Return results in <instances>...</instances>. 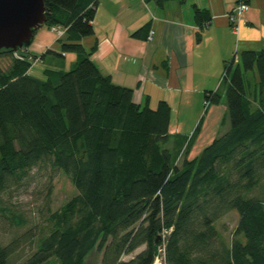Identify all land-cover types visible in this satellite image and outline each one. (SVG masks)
<instances>
[{"label":"trees","instance_id":"trees-1","mask_svg":"<svg viewBox=\"0 0 264 264\" xmlns=\"http://www.w3.org/2000/svg\"><path fill=\"white\" fill-rule=\"evenodd\" d=\"M97 2L43 0L44 25L62 27L61 51L79 56L68 70L47 67L35 77L26 52L0 51L11 59L0 66V230L25 224L13 197L42 169L66 174L77 190L52 210L49 173L38 192L43 223L0 241V264L51 256L86 264L93 250L100 264H152L160 248L165 264H264V49L242 51L243 70L235 59L225 65L230 127L189 157L199 124L188 138L171 133L166 102H134L131 88L93 63L97 44L86 49L81 40L94 34ZM193 7L202 27L206 11ZM253 66L258 81L247 91L243 71ZM204 93L207 103L220 101L218 92ZM233 210L237 223L226 238L216 222Z\"/></svg>","mask_w":264,"mask_h":264},{"label":"crops","instance_id":"crops-1","mask_svg":"<svg viewBox=\"0 0 264 264\" xmlns=\"http://www.w3.org/2000/svg\"><path fill=\"white\" fill-rule=\"evenodd\" d=\"M97 1L91 21L94 34L81 40L86 49L97 44L91 54L93 63L115 84L131 88L134 102L151 108L161 100L166 102L170 132L171 125H191L189 133L175 130L188 138L199 124L189 152V157L196 156L221 134L227 120L225 65L235 59L241 68L242 51L264 49V0H247L250 6L240 15L238 34L227 17L236 0H171L162 6L154 0ZM193 5L206 11L202 27L193 18ZM142 28V37L133 35ZM25 52L35 58L30 74L36 64L46 62L45 69L68 70L79 58L74 52L61 51L48 25L35 30ZM249 72L257 70L253 66ZM247 74L243 71L245 85ZM209 90L221 94L218 104L203 103L204 92Z\"/></svg>","mask_w":264,"mask_h":264},{"label":"rangeland","instance_id":"rangeland-1","mask_svg":"<svg viewBox=\"0 0 264 264\" xmlns=\"http://www.w3.org/2000/svg\"><path fill=\"white\" fill-rule=\"evenodd\" d=\"M51 29V28H50ZM53 31V30H51ZM54 32V31H53ZM56 35V33L54 32ZM58 35H56V39H58ZM19 53H24L25 49H19ZM31 59V62L35 60L33 58L32 54H28ZM58 60V57L55 58ZM60 59V58H59ZM10 57L8 55L0 56V66L1 69L4 70L9 66ZM46 63H38L36 66H34L32 70V74L40 76V72L46 68ZM246 86L247 91L248 89H252L255 83H257V72L253 74V72H248L246 76ZM249 83V88L248 84ZM201 110L204 111V108L201 106ZM230 127L229 120L227 118L226 122L223 123V126H221V133L228 129ZM171 128L173 132L175 133L176 129L181 128L182 131H185L186 133H189V128H191V125H179V126H173L171 125ZM53 175L52 185L53 191L51 193V203L50 207L52 210L60 208L67 200L72 198L74 194L77 192L75 186L71 184L68 176L62 172H60L57 169L49 170V169H42L36 174V180L32 182L29 187H27L24 190H21V192L15 193L13 197L14 204L16 208L19 210V212L23 215V217L26 219V222L21 227H12L8 231L0 230V241L3 243L8 242V240L13 235H18L23 233V231L26 230V228L33 225V223H43V214L45 212V207H43V195L45 193V184L47 180L48 174ZM39 190L42 191L43 195L42 197H39L38 192ZM42 211V212H41ZM237 217L238 213L237 211H230L226 214L225 217L220 218L216 222V227L223 231L225 234V237L228 238L232 228L237 223ZM225 230V231H224ZM141 248L131 252L130 254H124L122 255V258L124 260H129L135 253L140 251ZM25 251H28V248L25 247ZM59 260L55 256H51L48 259L45 260V262L41 264H58ZM101 262V252L97 250L91 251L88 256L86 257V264H100Z\"/></svg>","mask_w":264,"mask_h":264},{"label":"water","instance_id":"water-1","mask_svg":"<svg viewBox=\"0 0 264 264\" xmlns=\"http://www.w3.org/2000/svg\"><path fill=\"white\" fill-rule=\"evenodd\" d=\"M45 11L43 0H0V51L27 48L45 24Z\"/></svg>","mask_w":264,"mask_h":264},{"label":"built area","instance_id":"built-area-1","mask_svg":"<svg viewBox=\"0 0 264 264\" xmlns=\"http://www.w3.org/2000/svg\"><path fill=\"white\" fill-rule=\"evenodd\" d=\"M234 5L235 6L232 8V10L227 13V17L229 26L232 28L235 34H238L241 19L240 15L242 12L248 11L250 5H248L247 0H236ZM51 30H53L59 38L63 37L64 29L62 27L58 25L52 26ZM151 34L152 32L148 35V39H151ZM203 103H205V105L209 104L206 101H204ZM159 250L161 253L157 255L152 264H165L164 255L162 254L163 248H160Z\"/></svg>","mask_w":264,"mask_h":264}]
</instances>
